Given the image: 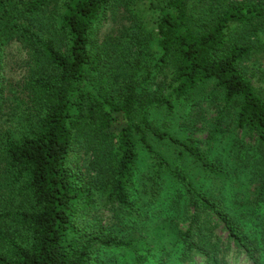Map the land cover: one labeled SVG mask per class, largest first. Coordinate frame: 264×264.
<instances>
[{"label": "trees", "instance_id": "16d2710c", "mask_svg": "<svg viewBox=\"0 0 264 264\" xmlns=\"http://www.w3.org/2000/svg\"><path fill=\"white\" fill-rule=\"evenodd\" d=\"M11 41L27 72L14 106L0 74V264H101L112 249L120 264H264V193L227 203V169L193 136L216 99L210 141L245 170L230 124L264 170V92L245 64L264 0H0V64ZM177 218L166 262L133 236Z\"/></svg>", "mask_w": 264, "mask_h": 264}, {"label": "rangeland", "instance_id": "374dc122", "mask_svg": "<svg viewBox=\"0 0 264 264\" xmlns=\"http://www.w3.org/2000/svg\"><path fill=\"white\" fill-rule=\"evenodd\" d=\"M108 26L109 25H106L103 30L105 31ZM25 58V50H23L17 42L11 41L6 45L0 64V74L6 85L5 93L8 94L12 106L15 105L17 97L21 94L20 89L22 81L26 76L27 68ZM245 64L247 66L246 69L248 76L250 77L254 87L259 91L264 92V45H261ZM216 103V99L212 100L206 97L202 99L199 106L202 118H200V121L197 123L193 136L196 144L202 152L208 153L209 157H215L216 161H221L219 163L224 169H227L228 179L224 182V189L221 190V193L224 195L227 203L230 201L235 203L252 201L259 192L262 191L264 193V170L260 171L261 167H259L257 172V169L252 168L255 156L251 155L253 151L251 148L254 147V141L251 137L235 130L230 124L227 125L223 123L221 125V132L237 137L236 139H240L246 144L245 147L248 148L249 152L247 155L252 159H250L247 168L245 170H241V168H239L236 162L232 159V153L229 155L222 149L224 140L221 142H211L209 139L208 135L215 123L217 115ZM220 184L221 182L215 180L212 181L208 187L211 188L214 185L219 186ZM261 208H264V206ZM105 221V225L109 228L120 226V224H118L119 219L112 216L110 213L106 214ZM175 224L179 228H182L185 226L186 222L179 218H177L176 223H166L161 219L151 220L148 223L146 222L144 225H140L139 231L135 230L133 232V236H141L146 244V247L152 250L154 255L158 257L161 254V256H163L162 260L166 262L168 259L164 252H166L165 250H168L170 247L169 241H172V238L164 234L163 230L166 226L173 229ZM120 227H123V225ZM124 228L127 230L128 227L124 224ZM124 258L129 259V255L125 254L123 250L112 249L102 255L100 263L120 264ZM150 263L155 264L156 261L152 260Z\"/></svg>", "mask_w": 264, "mask_h": 264}]
</instances>
